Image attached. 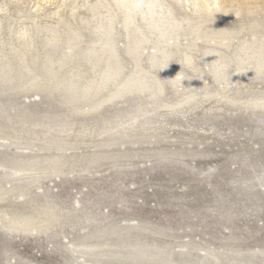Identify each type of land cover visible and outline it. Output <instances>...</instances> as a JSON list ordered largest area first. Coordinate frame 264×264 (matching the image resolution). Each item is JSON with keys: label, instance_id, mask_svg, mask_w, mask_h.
Here are the masks:
<instances>
[{"label": "rangeland", "instance_id": "374dc122", "mask_svg": "<svg viewBox=\"0 0 264 264\" xmlns=\"http://www.w3.org/2000/svg\"><path fill=\"white\" fill-rule=\"evenodd\" d=\"M64 1L68 5L72 0L47 3L20 0L19 8L28 18L20 17L14 5L0 11L3 22L0 41L9 40V23L19 21L29 26L32 22L29 16H32L45 24L46 14L55 11ZM164 1L172 5L176 17L185 26L182 19L190 14L189 9H178L174 0ZM38 2L39 8H36ZM221 2L227 9L224 17L206 26L237 29L251 19L264 18V0ZM239 9L244 21L241 15H236ZM68 10V6H63L61 14L65 16ZM247 12L251 15L244 14ZM87 15L85 8H81L77 18ZM48 22L56 24L58 18ZM77 23L79 18L73 21L75 26ZM137 23L141 25L138 16ZM246 28L237 35L233 48L250 38ZM259 32L264 38V24ZM116 33V51L126 75L132 69V61L125 53V36L119 24ZM148 36L154 41V35ZM44 37L41 34L37 38L38 56L44 52ZM191 39L182 35L181 48ZM88 43L89 37H85L80 46ZM152 46L150 43L145 51L143 68L163 79L164 72L151 68ZM207 46L215 47L198 42V48L191 52L197 72L182 68L179 54L170 60L168 73L175 77L182 73L191 84H181L175 90L165 83L166 93L158 102L135 94L106 102L98 111L75 114L79 104L65 101L61 93L45 90L0 94V187L13 180L12 166L2 160L17 158L22 163L31 155L39 159L44 156L41 148L47 143H77L83 149L72 151L75 155L82 151L90 153L100 141L109 138L111 131L135 135L125 146L99 148L105 155L126 156L118 162L103 161L87 174L42 180L24 188L22 195H11L1 202L4 209L13 205L22 208L29 201L46 198L80 219L37 235L17 233L0 225V264H73L72 260L79 254L62 252L65 247H71L63 239L64 235L77 244L84 232L117 226L123 229L124 220L145 227L141 236L151 250L145 256V263L129 260L127 264H164L161 262L167 258L164 251L178 264H212L210 252L216 255L219 264H264L263 258L253 260L245 256L233 260L239 252L248 256L264 250V108L252 105L255 101H264V80L254 79L249 67L242 72L236 103L227 101L223 97L232 86L219 85L208 72L202 59ZM200 74H204L202 81ZM201 85L211 94L210 98L179 106L175 111L168 110V106L194 93ZM142 134L146 141L140 140ZM5 142H17L22 147L30 143L35 146L34 152L1 146ZM133 240L127 241L131 242L127 245L128 255Z\"/></svg>", "mask_w": 264, "mask_h": 264}, {"label": "bare ground", "instance_id": "6f19581e", "mask_svg": "<svg viewBox=\"0 0 264 264\" xmlns=\"http://www.w3.org/2000/svg\"><path fill=\"white\" fill-rule=\"evenodd\" d=\"M42 1L47 3L50 0ZM19 2L20 0H5L0 3V11L4 12L10 5H14L16 13L22 17L24 11L19 8ZM174 4L178 9H189L190 14L182 19L185 26L176 17V10L172 5L164 0H72L68 5L64 1L55 11L46 14L45 24L38 23L32 16H29L32 21L29 26L19 21L9 23V40L0 41V94L45 90L61 93L65 101L79 104L74 109L75 114L98 111L106 102H114L135 94L145 95L153 102H158L166 93L165 83L175 90L181 84H191L185 81L182 73L175 77L168 70L170 60L179 54L182 68L197 72L191 52L198 48V42L215 46L204 48L202 59L215 82L221 86H232L223 97L227 101L236 103V96L241 89L239 86L243 78L242 72L249 67L254 79L264 80V38L259 36L264 18L251 19L237 29L228 26L211 27L206 25L218 22L227 12L221 0H174ZM63 6L69 7L65 16L61 14ZM35 7L39 8V2ZM81 8H85L88 15L78 17L80 23L75 26L73 21L78 19ZM244 14L251 15L250 12ZM236 15H241L243 19L240 9ZM137 16L141 25L137 23ZM54 17L58 18V22L50 24L48 21ZM118 24L125 36V53L132 61V69L126 75L116 51ZM245 26L251 34L250 38L233 48L234 40ZM2 29L3 22L0 19V32ZM41 34L45 36L42 39L44 52L38 56L35 49L37 38ZM148 34L154 35V41H151ZM182 35L192 38L184 49L180 43ZM85 37H89V43L81 47V41ZM150 43L153 44L152 52L149 53L151 68L164 72L163 79L143 68L142 59ZM199 78L200 81L204 80V74H200ZM210 97L211 94L201 85L194 93L173 106H168V110L175 111L179 106L200 103ZM87 102L92 103L80 106ZM252 105L264 108V101H255ZM134 137L135 135L129 136L126 132L111 131L109 138L100 141L95 146V151L90 153L82 151L75 155V151L83 149L77 143H47L41 148L44 156L39 159L31 155L29 160L22 163L17 158L2 160V163L12 166L13 180L7 186L0 187V203L11 195H22L24 188L42 180H58L66 174H87L103 161L114 164L126 156L120 153L105 155L99 148L122 147L132 142ZM139 138L144 141L147 139L143 134ZM1 146H14L15 149L24 148L33 152L35 147L30 143L22 147L17 142H5ZM76 204L80 206L78 200ZM0 207V225L17 233L37 235L66 223L72 225L80 219L46 198L29 201L22 208L14 205L7 209L1 205ZM124 222L126 225L123 229L117 226L84 232L77 244L64 235L63 239L71 247H65L62 252L68 255L79 254L72 260L73 264H127L129 260L145 263V256L151 253L150 246L141 236L145 227L135 225L133 221ZM135 230L138 231L134 234ZM132 239V250L128 255L126 251L131 242L127 241ZM164 252L167 253V258L161 262L178 264L170 259L168 252ZM209 256L212 257V264H219L214 253L210 252ZM245 256L253 260L264 259V250L249 253L248 256L239 252L233 260Z\"/></svg>", "mask_w": 264, "mask_h": 264}]
</instances>
